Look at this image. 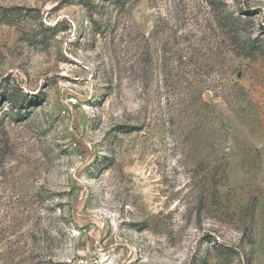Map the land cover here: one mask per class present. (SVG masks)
Segmentation results:
<instances>
[{
  "label": "rangeland",
  "instance_id": "1",
  "mask_svg": "<svg viewBox=\"0 0 264 264\" xmlns=\"http://www.w3.org/2000/svg\"><path fill=\"white\" fill-rule=\"evenodd\" d=\"M0 264H264V0H0Z\"/></svg>",
  "mask_w": 264,
  "mask_h": 264
}]
</instances>
